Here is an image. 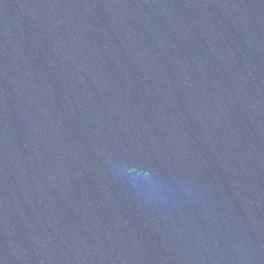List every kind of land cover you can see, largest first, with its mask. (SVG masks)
<instances>
[{"label": "water", "instance_id": "obj_1", "mask_svg": "<svg viewBox=\"0 0 264 264\" xmlns=\"http://www.w3.org/2000/svg\"><path fill=\"white\" fill-rule=\"evenodd\" d=\"M0 264H264V0H0Z\"/></svg>", "mask_w": 264, "mask_h": 264}]
</instances>
